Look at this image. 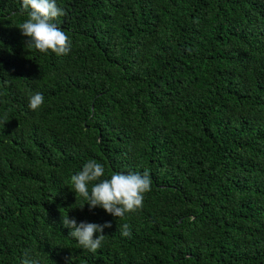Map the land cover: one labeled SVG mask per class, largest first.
Wrapping results in <instances>:
<instances>
[{
	"label": "trees",
	"instance_id": "16d2710c",
	"mask_svg": "<svg viewBox=\"0 0 264 264\" xmlns=\"http://www.w3.org/2000/svg\"><path fill=\"white\" fill-rule=\"evenodd\" d=\"M56 3L59 56L0 0V264H264V0ZM89 160L147 171L142 208L90 210ZM63 215L112 227L92 253Z\"/></svg>",
	"mask_w": 264,
	"mask_h": 264
},
{
	"label": "clouds",
	"instance_id": "9594fccd",
	"mask_svg": "<svg viewBox=\"0 0 264 264\" xmlns=\"http://www.w3.org/2000/svg\"><path fill=\"white\" fill-rule=\"evenodd\" d=\"M21 9L27 13V18L20 24L19 29L27 37V49H36L41 53L51 50L56 55H66L71 50L68 35L55 23L58 17L65 14L56 0H22ZM44 102V96L36 92L29 97V108L37 110ZM7 122V121H5ZM103 164L95 160L84 163L82 170L71 176V190L84 198L89 209L102 207L113 217L123 218L126 213L135 212L142 208L144 194L151 190V178L147 171L129 172L127 174L116 172L110 178L100 179L104 176ZM92 183L89 191V183ZM81 205L80 207L84 206ZM62 224L71 231L68 236L74 238L82 248L95 253L102 246L104 229L111 228L110 221L103 224L80 221L68 215L62 217ZM121 234L125 237L131 235L127 224L121 226ZM23 264H38L29 256H25Z\"/></svg>",
	"mask_w": 264,
	"mask_h": 264
}]
</instances>
